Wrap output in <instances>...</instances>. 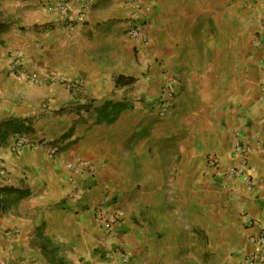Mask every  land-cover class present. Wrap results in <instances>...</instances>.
I'll return each instance as SVG.
<instances>
[{"label": "crops", "instance_id": "crops-1", "mask_svg": "<svg viewBox=\"0 0 264 264\" xmlns=\"http://www.w3.org/2000/svg\"><path fill=\"white\" fill-rule=\"evenodd\" d=\"M85 1L0 0V264H123L125 255L128 264H243L264 224V0H91L74 31L47 9L69 2L76 17ZM220 10L241 40L227 76L183 71L181 48L167 50L163 32L191 35ZM133 27L149 31L151 47L129 37ZM18 51L26 78L8 66ZM166 76L180 85L161 117ZM109 103L126 106L112 123L99 120ZM18 135L39 146L13 154ZM210 155L224 162L219 172ZM77 159L95 173L69 169ZM242 165L245 175L225 174ZM112 206L121 218L109 233L96 211Z\"/></svg>", "mask_w": 264, "mask_h": 264}, {"label": "built area", "instance_id": "built-area-1", "mask_svg": "<svg viewBox=\"0 0 264 264\" xmlns=\"http://www.w3.org/2000/svg\"><path fill=\"white\" fill-rule=\"evenodd\" d=\"M91 0H86L82 7L80 8L79 13H77L76 17H73L70 13L69 2H62L57 5H49L47 7L48 11H54L61 14L64 19V28L69 31H74L78 28V26L83 25L87 21V11L91 7ZM133 6L135 8H140L139 1H134ZM262 31L264 33V23L262 25ZM128 35L131 39L140 43L143 47H151L152 45V37L149 34V31L145 30L142 27H133L128 30ZM25 62V56L23 52H15L9 57L8 66L10 68L11 74L16 77H24L25 72L23 70ZM26 78V76H25ZM51 80L53 82H62L63 79L60 77H52ZM31 82L38 84L39 76H34L31 78ZM81 81L79 79L75 80L74 85L79 86ZM180 85V81L177 77L174 76H166L165 82L162 87V102L160 108V116L165 117L169 111L172 110L176 98L175 89ZM262 94L264 99V79L262 81ZM39 146L37 142L34 140H30L22 135H18L15 137L13 143L10 146V151L15 155H20L24 150H34ZM49 158L55 159L60 156L61 148L57 145H49ZM236 153L239 157L244 154L243 146L240 140H236L234 144ZM207 164L209 167L215 169L219 172L220 167L224 164L222 159L216 155H210L207 157ZM68 168L71 170H75L79 173L89 172L94 174L96 171L95 166L82 159H77L76 161L70 162ZM247 171V167L245 165L242 166H228L227 172L225 173L228 177H240L245 175ZM0 172L5 173V166L3 161L0 160ZM249 185L253 184L251 176L246 179ZM96 216L99 224L107 231L111 232L115 228L116 224L120 221V213L112 206V207H100L96 211ZM260 232L257 235L249 237V242L253 246V250L251 253L245 257L243 264H264V224H259ZM123 264H128L127 255L124 256Z\"/></svg>", "mask_w": 264, "mask_h": 264}, {"label": "rangeland", "instance_id": "rangeland-1", "mask_svg": "<svg viewBox=\"0 0 264 264\" xmlns=\"http://www.w3.org/2000/svg\"><path fill=\"white\" fill-rule=\"evenodd\" d=\"M170 14L171 13L169 12L168 16H170ZM181 14L185 15L188 24V17H190L192 13L185 12ZM217 15L221 16L220 24L222 27L220 28L214 26ZM215 16L216 18H213ZM202 18L203 17L199 19V26L193 29L191 35L189 27L178 28L171 26L166 28L163 33H165L170 40V42L168 41L167 43V50L174 49L175 47L181 48L182 55L186 60L183 71L199 69L200 72L204 70L216 74L217 70L221 68V76L225 78L224 76H227V69L225 70V67H228L227 64L229 63V60H232L233 51H237L241 46V40L238 39L239 41L237 43L236 39L233 38L235 34H233V29L231 28L232 25L223 26V13L221 10L208 13L204 15L205 19ZM237 28L239 29L238 26ZM227 31L231 32L230 37L229 34H224ZM164 50H166V46L164 47ZM223 70H225V74L222 73ZM139 102L140 101H138V103ZM173 141V139L164 141V147L169 149V146L171 147V145H173ZM180 146L181 144L177 143L178 150L181 149ZM186 173L187 172L184 171L182 172V175H186Z\"/></svg>", "mask_w": 264, "mask_h": 264}, {"label": "trees", "instance_id": "trees-1", "mask_svg": "<svg viewBox=\"0 0 264 264\" xmlns=\"http://www.w3.org/2000/svg\"><path fill=\"white\" fill-rule=\"evenodd\" d=\"M122 77L118 78L116 81L117 87L119 86H124V84L121 83ZM133 79H129L128 83H131ZM126 109V106L123 104L119 103H109L105 109L101 110L99 113V120L101 119L102 121L105 120L108 123H112L117 120L119 115L121 114L122 111Z\"/></svg>", "mask_w": 264, "mask_h": 264}]
</instances>
